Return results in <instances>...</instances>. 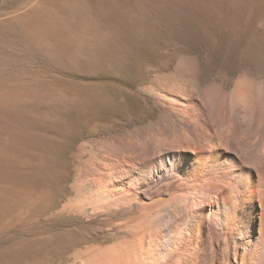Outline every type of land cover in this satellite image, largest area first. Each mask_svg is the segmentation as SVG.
<instances>
[{"label":"rangeland","instance_id":"374dc122","mask_svg":"<svg viewBox=\"0 0 264 264\" xmlns=\"http://www.w3.org/2000/svg\"><path fill=\"white\" fill-rule=\"evenodd\" d=\"M239 78L264 92V0H0V264H136L129 198L184 127L164 94Z\"/></svg>","mask_w":264,"mask_h":264},{"label":"bare ground","instance_id":"6f19581e","mask_svg":"<svg viewBox=\"0 0 264 264\" xmlns=\"http://www.w3.org/2000/svg\"><path fill=\"white\" fill-rule=\"evenodd\" d=\"M241 79L201 100L194 84L162 95L184 127L159 147L160 176L124 195L138 211L136 264H264V92ZM253 130L258 145L243 141ZM95 187L91 204L113 197Z\"/></svg>","mask_w":264,"mask_h":264}]
</instances>
